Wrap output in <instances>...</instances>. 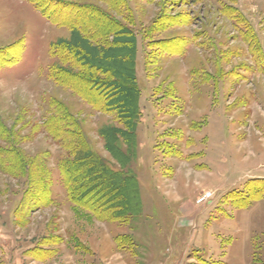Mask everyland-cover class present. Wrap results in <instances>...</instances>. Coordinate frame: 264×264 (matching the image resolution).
I'll use <instances>...</instances> for the list:
<instances>
[{
  "label": "rangeland",
  "instance_id": "1",
  "mask_svg": "<svg viewBox=\"0 0 264 264\" xmlns=\"http://www.w3.org/2000/svg\"><path fill=\"white\" fill-rule=\"evenodd\" d=\"M54 1L98 6L134 32L135 141L106 140L101 130L127 131L117 115L50 77L62 65L51 46L71 32L31 0H0V52L12 54L0 66V164L18 162L1 156L12 148L26 159L0 169V264H264V0ZM54 102L133 179L131 213L100 219L71 202L67 153L46 130Z\"/></svg>",
  "mask_w": 264,
  "mask_h": 264
},
{
  "label": "trees",
  "instance_id": "2",
  "mask_svg": "<svg viewBox=\"0 0 264 264\" xmlns=\"http://www.w3.org/2000/svg\"><path fill=\"white\" fill-rule=\"evenodd\" d=\"M31 1L43 17L71 32V39L51 46L52 57L62 65H53L50 77L56 83L76 91L95 109L117 115L118 121L123 122L127 131L108 128L100 131L101 136L106 140L111 137L117 140L122 138L133 146L139 114L135 79L137 41L134 32L116 16L98 6L75 5L65 9L54 0ZM117 8L113 3L112 10L116 11ZM110 37L112 45L106 47V44L99 43L108 42ZM118 50L125 52V55H118ZM11 59V53L0 52V66ZM126 97L133 103L129 106L130 110L124 107L123 98ZM121 100L123 105L119 106L118 101ZM53 106L57 112L47 121L46 130L50 138L67 153L66 159L60 163V171L71 202L100 219L123 217L131 213L137 204L135 199L127 198L124 193L128 194V189L132 190L133 179H125L120 172L112 170L92 151L80 131V125L69 111L60 104L58 108L57 103ZM111 146L108 143L106 147ZM8 152L1 156H13L18 162L4 160L0 164L1 170L4 167L12 170L13 164H18V170L25 166L26 159L20 152L13 148Z\"/></svg>",
  "mask_w": 264,
  "mask_h": 264
}]
</instances>
